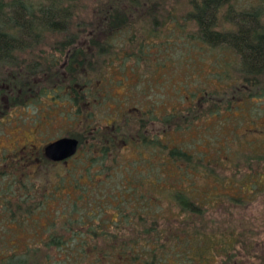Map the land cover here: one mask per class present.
<instances>
[{
    "label": "trees",
    "instance_id": "1",
    "mask_svg": "<svg viewBox=\"0 0 264 264\" xmlns=\"http://www.w3.org/2000/svg\"><path fill=\"white\" fill-rule=\"evenodd\" d=\"M156 1L0 0V113L18 106L34 107L44 98L51 100L53 94L55 105L63 101L67 107L57 120L68 128L84 127L82 133L64 135L77 139L79 149L69 159L74 161L70 178L61 177L55 185L47 184L37 164L30 166L33 157L49 169L61 165L49 161L42 150L25 151L28 159L24 160L18 153L1 159L0 186L8 184L0 196V214L8 222L33 225L35 234L42 228V233L36 244L12 251L0 258V264H170L171 259L181 258L172 257L173 251L197 247L193 252L201 258L208 247L226 254L241 243L243 233L236 235L233 230L220 237L202 233L192 218L202 222L204 203L241 207L264 194V125H257L264 118V106L256 113L250 108L255 102L264 104V0H250L248 8L239 0L189 1L199 40L214 50L233 51L239 60L237 78L229 63L218 72L224 80L220 90L188 91L185 86L189 102L207 107L200 117L197 105L188 108L182 101L174 111L160 110L165 105L160 100L145 109L138 107L132 99L143 91H135L137 86L125 96L126 101L112 95L113 84L94 85L109 75V83L120 86L124 81L115 80V70L143 79L166 66L157 65L153 52H145L159 44L166 24L152 16ZM88 8H94L90 17ZM132 24L133 36L123 40L121 35ZM52 38L57 40L52 43ZM131 47L136 52L131 53ZM5 95L7 106L2 102ZM236 110L249 116L246 126L252 124L263 135L246 150L241 145L250 135L249 127L242 134L233 127V141L232 120H226ZM110 114L113 119L105 123ZM208 119L218 121L216 129L205 128L186 139L195 122ZM128 146L135 147L138 155L134 164L122 163L117 156ZM233 165L237 172L247 166L243 178L225 180L219 171L232 172ZM113 168L129 175L121 176V189L101 192L92 201L93 185H82L83 178L88 176L93 184L99 170ZM233 182L240 183V195L218 192V185L236 186ZM208 191L218 194L209 201ZM165 195L178 212L159 205ZM59 200L60 207L52 210ZM184 260L194 262L196 257Z\"/></svg>",
    "mask_w": 264,
    "mask_h": 264
},
{
    "label": "rangeland",
    "instance_id": "2",
    "mask_svg": "<svg viewBox=\"0 0 264 264\" xmlns=\"http://www.w3.org/2000/svg\"><path fill=\"white\" fill-rule=\"evenodd\" d=\"M189 1L190 0L156 1L157 7L154 9L152 16L157 17L160 21L159 23L166 24L163 26L165 28L161 30L162 33L157 39L159 44L153 45L150 50L145 49V52H153L151 58L157 57V65L165 63L166 66L164 68L159 66V70L154 72L152 76L147 74V77L143 79L138 78L137 75H134L131 72L124 74L115 70L113 71L116 72V74H114L115 80L124 81L122 84L120 83V86H116L114 83H109V75L101 77L100 81H96L94 85L106 87L104 85L107 83L113 84L111 86L112 95L126 101H128V99H125V96H128L129 91L137 86L138 89L135 91L140 89L143 91L139 96L132 99L135 101L134 105L138 103V107L142 106L145 109L154 100H160L165 103V105L160 106V110L166 108L165 110L174 111L176 108H181L180 102L182 101L184 102V104H182L183 106L189 105L188 108L197 105V112L200 117L201 113L204 112L207 107L198 104L197 102H189L186 97L188 92L185 90V86L188 88V91H193L200 87L207 88L213 92H215V90H220L221 87L224 86V80L221 79L218 72L220 73L225 70V63H229L227 66L231 67L232 74L237 78L239 60L235 57L233 51H221V48L214 50L212 47L199 40L197 27L189 16V12L192 10V7L188 5ZM239 2L247 8L250 7V0H239ZM93 9L94 8H91V10H89L88 8L89 17L94 14ZM88 15L86 14L87 17ZM132 26L134 25L132 24ZM138 26L139 25L136 27ZM134 28L135 26L126 29V32H124L125 34L121 35L123 40L133 36ZM56 40V38H52L50 42L53 43ZM157 40L155 41L157 42ZM44 49L47 50L48 47H45ZM129 50L131 53L136 52L135 47H131ZM24 56L25 55H23V57ZM153 66L156 65L154 64ZM145 72L147 71L145 70ZM152 85L153 87L148 88ZM180 95H183L184 98L178 97ZM2 97V102L7 106V104H9L8 98L6 95ZM50 97L56 98L53 94L50 95ZM53 98L51 100L44 98L34 107L29 106L24 108L23 106H18L13 109H6L7 112L5 114L0 113V164L2 163L1 159L4 157L12 158L13 156H16L17 153V156L21 157L23 160L28 159V154H26L25 151H44L46 146L63 138L64 135L69 134L70 132L82 133L84 131V127H78L76 129L68 128L64 121L57 120L63 110L67 111V107L64 108L63 101L59 105H55V99L53 100ZM255 101L257 100L255 99ZM175 104L177 106H175ZM242 105L244 104H241V106ZM263 106L264 104L255 102L250 108L256 113L255 109L260 111V107ZM111 108L113 110V106H111ZM184 109L187 110V107ZM131 115H135L134 110L131 111ZM244 115L245 114L242 113V110H236L232 116L226 118V120H232L233 141H235L233 127L238 128L239 134H242V132L249 127L248 133H250V135L245 139L244 144L241 145V147L246 150L250 143H257V141L262 139L263 135L254 129L252 124L248 123V126H246L247 121L250 122V119L249 116L247 118V116ZM110 117L113 119V114L112 116L111 114L106 115L105 123L109 122L108 118ZM55 120H57V122H55ZM51 121H54V123ZM217 123L218 121L215 119H208L200 124L195 122L191 127L192 129L186 132L185 137L189 140L195 134H198L200 130H204L205 128L216 129ZM257 125L258 127L264 125V118L260 119L257 122ZM131 131L133 130L131 129L130 132ZM262 132L264 131L262 130ZM177 138L180 139V136H177ZM182 138L183 136L181 139ZM118 147L121 148L122 143H120ZM117 156L122 163L132 162L134 159L138 158L135 147L131 146L124 149L122 148ZM60 164L61 165L58 167L51 166L49 169L42 162L35 159V157H33L30 162L31 167L35 165L38 166L37 171H40V174L43 172L42 174H44L45 180L48 182L47 184L50 185L57 184L61 177H66L64 179L70 178L69 171L72 169L74 161L71 162L68 160L65 163L61 162ZM132 164H134V162H132ZM234 165L232 167V172L226 168V171H219V174L224 177L225 180L231 177L235 180L242 179L247 170V166H244L242 171L237 172L234 170ZM96 168L103 169L100 167ZM96 174L97 173H94V175ZM109 174H111L110 177ZM17 175L18 178L21 177L19 172ZM121 176L122 178H125V176L128 177L129 175H127L126 172L119 173L117 170L114 171V168L113 171L109 172L107 170H99L98 178L95 179V183H90L89 177L87 176L88 178H83L81 184L93 185V187L90 188L89 193V197H91L90 199L93 201L94 197L102 196L101 192L108 194L114 190L121 189L119 187ZM102 179L105 180L104 183L100 182ZM233 183H235L236 186L226 188L218 185V192L220 194L231 193L232 195H240L238 194V185H240V183ZM7 184L8 182H5L4 187L0 186V196L3 190L7 188ZM205 185L211 186L212 184L205 183ZM217 194L218 193H214V191H208L206 198L211 201ZM258 195L259 196L253 201V203L241 207L232 206V208H229V204H222L220 202L204 203L203 209L205 215L202 222H200L201 224L195 219V217L192 218V220L194 219L193 226H198L200 230L199 232L202 233L210 235L213 233L216 237H220L222 234H228L233 230H235L236 235L243 233V236H238L241 243H237L234 249L225 254V252L220 251V248L212 247L211 249L208 247V252L201 256V258H198V254L193 252L194 250H198V248L190 247L187 251L181 250L180 253L173 251L171 254L172 257L176 258L175 255H178V257L181 256V258H179L178 262L171 259L170 264H264V194L261 193ZM161 201L162 202H159V205L163 207V210H166V207H168V209L173 212L179 211L178 208L177 210L167 202V195H165L164 199ZM58 204H62L61 200L52 205L51 209L54 210L60 207ZM156 204H158V201H156L155 205ZM91 208L92 207H89L88 209L91 210ZM172 216L177 215L172 213ZM181 218L183 219V217ZM40 223L41 225H44V219H42ZM35 232L36 229L33 225L26 223L21 226L17 223L8 222V220L4 219L0 214V258L8 257L14 250L24 251L27 245L36 244L41 238L38 234L42 233V228L38 229V234H35ZM188 256H194L196 257V260L194 262L184 260Z\"/></svg>",
    "mask_w": 264,
    "mask_h": 264
},
{
    "label": "water",
    "instance_id": "3",
    "mask_svg": "<svg viewBox=\"0 0 264 264\" xmlns=\"http://www.w3.org/2000/svg\"><path fill=\"white\" fill-rule=\"evenodd\" d=\"M79 149V142L75 138H60L44 149L45 157L53 163L65 162L73 158Z\"/></svg>",
    "mask_w": 264,
    "mask_h": 264
},
{
    "label": "flooded vegetation",
    "instance_id": "4",
    "mask_svg": "<svg viewBox=\"0 0 264 264\" xmlns=\"http://www.w3.org/2000/svg\"><path fill=\"white\" fill-rule=\"evenodd\" d=\"M44 152V151H43Z\"/></svg>",
    "mask_w": 264,
    "mask_h": 264
}]
</instances>
